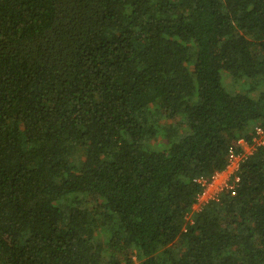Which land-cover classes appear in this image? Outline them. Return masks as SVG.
<instances>
[{"label":"trees","instance_id":"1","mask_svg":"<svg viewBox=\"0 0 264 264\" xmlns=\"http://www.w3.org/2000/svg\"><path fill=\"white\" fill-rule=\"evenodd\" d=\"M264 0H0V264H264Z\"/></svg>","mask_w":264,"mask_h":264},{"label":"built area","instance_id":"2","mask_svg":"<svg viewBox=\"0 0 264 264\" xmlns=\"http://www.w3.org/2000/svg\"><path fill=\"white\" fill-rule=\"evenodd\" d=\"M237 145L240 146L241 150L236 151L233 148H229L226 166L223 171L215 173L208 180L202 178L197 180L202 186V191L192 206L194 212H199L207 203L216 201L223 191H231V194H234L232 190L238 182L237 172L240 166L256 148H264V128L260 126L254 128L251 145L248 146L242 140H239Z\"/></svg>","mask_w":264,"mask_h":264}]
</instances>
